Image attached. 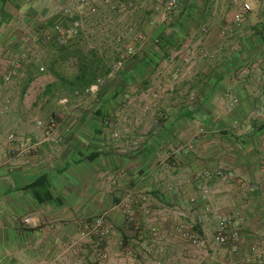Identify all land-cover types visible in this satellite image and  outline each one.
Returning <instances> with one entry per match:
<instances>
[{
	"label": "crops",
	"instance_id": "1",
	"mask_svg": "<svg viewBox=\"0 0 264 264\" xmlns=\"http://www.w3.org/2000/svg\"><path fill=\"white\" fill-rule=\"evenodd\" d=\"M94 1L99 12L88 15L77 0H0V77L18 64L0 89V104L9 101L0 116V264H89L90 242L75 241L103 213L131 245L153 251L144 264H264V1L179 0L170 18L158 0H110L115 10ZM245 1L252 12L237 24ZM66 7L67 26L83 23L70 50L90 43L103 63L133 46L119 79L143 92L118 94L114 100L126 104L108 109L80 101L57 113L36 109L31 62L37 64L44 33ZM129 27L134 34L118 46L115 37ZM57 54L52 50L51 59ZM49 80L47 93L57 78L51 73ZM38 117L59 119L56 142L32 124ZM11 133L40 143L37 152L13 159ZM128 198L131 207L121 206ZM128 209L142 235L122 225ZM221 219L228 220V241L213 256H199L172 231L193 226L211 243ZM151 226L161 241H152ZM115 241L109 240L110 264H118ZM126 261L140 264L132 256Z\"/></svg>",
	"mask_w": 264,
	"mask_h": 264
},
{
	"label": "rangeland",
	"instance_id": "2",
	"mask_svg": "<svg viewBox=\"0 0 264 264\" xmlns=\"http://www.w3.org/2000/svg\"><path fill=\"white\" fill-rule=\"evenodd\" d=\"M83 10V9H82ZM86 12V10H83ZM83 25V23H82ZM54 27V26H53ZM88 31V30H87ZM51 33L53 36L52 41L48 42L45 40V34ZM82 33V32H80ZM89 35V32L87 36ZM77 39V37L72 38L67 45H69L73 40ZM43 40L44 42L37 48V53H36V61L37 64L35 65L34 61L31 62L34 66L33 69L31 70L32 74H35L34 77L37 78V81L34 82L30 87V93L29 96L33 95L34 98L38 99V102L35 103V107L39 112H45V111H52L53 113H57L60 111L62 108H68V109H74L77 108V101L83 102L82 105H84L85 108L87 109H94V108H101L103 107L104 109L112 108L114 105H118L119 107L120 103L124 99L120 98L118 101H115L114 98H118V94H122V96L126 93L129 92H135L137 94H140L143 92L142 90L138 89L136 86H123L124 84L121 82H124L125 80H120V75L122 74L123 70L116 71L114 70L113 66L116 63V60H114V55L107 57L106 61L103 62L104 67H102L103 73L101 74L99 78H102L101 84L99 85L98 89L93 92V93H86V92H79L75 94H67V97H62V94H65L59 87L53 86L50 90L49 93H47L45 90L47 88V85L49 84V75L51 74L50 72H47L46 68L48 65L52 62V60H55V58H58L62 56L59 54V47L61 46L58 41H57V36L54 34L53 30L52 32H45L43 35ZM56 41V42H54ZM83 41V40H82ZM86 41V40H85ZM53 42V45L50 43ZM82 43V42H81ZM77 44L73 46L72 50V55L68 54L66 57L58 58V62L55 64V68L59 72H64L66 75H71L76 72L77 66L79 64L80 59H95L96 54L93 52L94 47L93 45L89 44H83L84 47H82V44ZM54 50L58 54L55 58L51 59V51ZM78 56V57H76ZM81 56V58H79ZM120 56V55H119ZM101 68V70H102ZM109 71V72H108ZM112 73L113 76H110ZM24 76L20 78V80H24ZM126 83V82H125ZM140 90L138 92V90ZM129 91V92H128ZM152 91L145 92V94L150 93ZM172 90H166L163 91L164 95L171 93ZM51 93V95H50ZM129 95V94H128ZM158 95V94H157ZM189 99L194 100L196 98V93L195 92H189L187 94ZM193 95V96H192ZM70 96V97H68ZM73 97H80L79 100H74L72 103H70V98ZM67 99L66 103H62L63 100ZM125 103V102H124ZM123 104V103H122ZM126 104V103H125ZM150 109V106L145 105L143 107V110L145 112H148ZM37 120H42L44 122V119L38 117L35 121H32L34 125H36ZM56 120V121H55ZM51 121V120H50ZM57 125L60 123L59 119L53 120ZM156 122H158L156 120ZM217 173H222L223 177H225V173L223 171H218ZM205 194L208 193L207 190H204ZM125 199V198H124ZM121 206L125 207L124 205L121 204ZM149 209H145L144 211L148 213ZM150 213V212H149ZM123 214V223L122 225L126 230H131L130 225L133 226V231L135 232V235H142L143 234V225L140 223V221H136L137 225L133 223L132 221L127 220V213H122ZM135 217L137 218V215L135 213ZM100 220L101 223L98 224L97 220ZM138 220V219H137ZM222 220V219H221ZM217 221L218 225V231H219V223L220 221ZM130 224V225H129ZM186 227V228H185ZM187 225L183 224H178L174 225L173 227V232L178 233L181 235L183 238V233L185 234H190L193 235L194 237H198L200 240H206L202 235L199 233V230H197L195 227H188ZM129 228V229H128ZM150 229V235L151 239L153 242H159L163 239V234L161 233L160 229H158L156 226H151L149 227ZM182 231V232H179ZM216 232V234L218 233ZM214 234L212 238L211 243H207L205 246L201 245H195L193 244L189 239H187L190 243V245L194 246L195 250L198 251V255L201 256L202 252L211 254L213 256L214 253L218 252L220 248L223 247V245H217L214 244L213 240L216 236ZM78 238L80 241H75V242H90L88 243L90 248H85V254L88 255L89 257V264H110V258H111V246L109 243V240L112 238H116V246L114 248V251L118 253V264H128L126 261L127 257H134V259L140 260V264H144V257H148L152 255V250L149 249L145 245H141L139 250V246L137 245H131L128 242V237L125 235L124 229L120 225H116L115 222H113L107 214L103 213L100 216H97L92 222L84 226L78 234ZM84 240V241H83ZM207 241V240H206ZM209 244V245H208ZM212 244V245H210ZM74 247L77 246V243L73 244ZM82 248V246H81ZM205 252H204V251ZM139 255L138 258H136ZM200 258V257H199ZM200 263V259H199ZM159 264V262H157Z\"/></svg>",
	"mask_w": 264,
	"mask_h": 264
},
{
	"label": "built area",
	"instance_id": "3",
	"mask_svg": "<svg viewBox=\"0 0 264 264\" xmlns=\"http://www.w3.org/2000/svg\"><path fill=\"white\" fill-rule=\"evenodd\" d=\"M256 2H262L264 0H255ZM237 3V0L234 1ZM77 3L79 7L83 10H86L88 15H94L98 14L99 8L97 4H95L94 0H77ZM159 5L162 6L161 13L163 15V18H170L178 9H179V0H158ZM105 4H107L111 10L117 9V6L110 2V0H105ZM252 4L249 1L242 2L240 5L239 11L234 16V21L237 24H240L248 14L252 12ZM158 10V7H157ZM72 16V11L70 7H66L62 10L61 17L56 21L53 27L54 34L57 36V41L60 45H67L69 41L72 38L78 37L80 35L82 25L80 21H76L71 25H66L65 21L68 20L69 17ZM134 34V28L129 27L125 28V30L121 31L114 39V42L118 46H123L127 42L128 36H131ZM53 35L51 33L45 34V40L50 42L52 41ZM136 50L133 46H128L125 48L123 52H120V56L118 57V60L114 64L113 68L117 72L122 70L125 67V64L127 62V59L132 57L135 54ZM176 57V54H173L171 56V60H173ZM18 68V64L15 63L13 69L10 72H7L3 76L0 77V89L9 84L13 78V76L16 74ZM110 76H113L112 73ZM102 78H98L96 82L91 85L88 89H86L84 92L86 93H93L95 92L99 85L101 84ZM193 96V95H192ZM67 99L63 100L62 103H66ZM9 105V101L6 100L3 104H0V116L3 115L6 111V108ZM36 126L38 128H42L45 131V137L46 141L50 143L56 142V137L53 134L54 130L57 129V124L51 120L49 122H43L42 120L36 121ZM7 142L10 146V154L13 159H18L21 155L29 154V153H35L38 150V147L40 143H28L22 138H20L18 135L11 133L8 138ZM218 176L223 177L222 173H218ZM134 203V199L128 198L125 202L124 206L129 208L131 207V204ZM127 213V220L132 221L137 225L136 221L137 218L135 217V212L132 209H128ZM179 215H183L181 211L178 212ZM30 219H26L25 222H29ZM97 223L100 224L101 221L98 219ZM219 231L216 234L213 242L217 245H224L227 243L228 238L226 235L227 226H228V220L222 219L219 223ZM178 230V229H177ZM179 231V230H178ZM182 232V231H179ZM184 238L189 239L193 244L195 245H201L205 246L207 245L206 240H200L198 237H194L190 234L183 233Z\"/></svg>",
	"mask_w": 264,
	"mask_h": 264
},
{
	"label": "trees",
	"instance_id": "4",
	"mask_svg": "<svg viewBox=\"0 0 264 264\" xmlns=\"http://www.w3.org/2000/svg\"><path fill=\"white\" fill-rule=\"evenodd\" d=\"M59 54H61L62 56L58 58H62L66 57V55L68 54L72 55V51L70 50L68 45H61L59 47ZM58 58L52 60V62L46 68L47 72L52 73L57 78V80H55V83L51 84V86L49 87V91L53 86H55L59 87L65 94H75L83 92L91 85H93L100 76H102L101 74L104 70L102 67H104L105 64H103L97 57L90 60L86 58L80 59L76 72L71 75H66L64 74V72H59L55 68V64L59 60ZM79 58H81V56H79Z\"/></svg>",
	"mask_w": 264,
	"mask_h": 264
}]
</instances>
